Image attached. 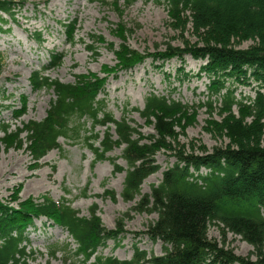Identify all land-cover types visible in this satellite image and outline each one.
Listing matches in <instances>:
<instances>
[{
  "label": "trees",
  "instance_id": "obj_1",
  "mask_svg": "<svg viewBox=\"0 0 264 264\" xmlns=\"http://www.w3.org/2000/svg\"><path fill=\"white\" fill-rule=\"evenodd\" d=\"M27 0H0V32L8 20L16 22ZM111 3L122 16L124 10L137 0H104ZM159 1V0H158ZM160 2V1H159ZM169 15L182 21V14L190 11L195 33L202 43L175 46L170 43L161 52L149 54L154 61L164 65L172 58L181 62L185 56L205 61L200 74L209 79L204 105L215 110L219 104L222 119L212 118L213 130L226 136L227 146H216L202 153L176 152L175 163L163 172L158 184L150 192L142 193L144 180L160 170L156 155L168 148L167 142L177 137L187 126L194 106L154 92L146 97L143 109L133 107L154 132L145 135L125 116L120 118L107 110L104 92L106 77L95 73L78 74L74 82L52 79L43 70L61 65L62 55L53 52L43 70H35L29 78L34 90L48 89L54 93L46 116L31 120L10 131L3 124V141L7 147H22L26 134L27 149L37 164L50 150L61 149L59 138L84 142L94 154L92 165L110 158L114 171H126L121 192L127 201L140 199L134 211L157 213L144 234L153 242L163 243L161 255L149 254L139 244L133 245L130 259L98 254L113 240L120 245L125 234V219L131 213L118 217L115 228H106L98 215V205L90 208V215H80L69 201L56 202L44 199L19 201L17 192L11 200L0 198V264H32L34 251L30 246V228L42 218L68 230L76 247L71 243L63 247L67 253L66 264H264V0H164ZM139 28V24H136ZM66 38L76 43L79 27L77 19L62 24ZM121 43L108 47L116 55L114 67L103 66L106 74L115 75L119 69L133 68L142 63L146 54L127 45L131 27L123 21L113 29ZM43 30L31 33L34 41L44 42ZM253 43L238 47L242 41ZM102 35L90 34L88 50L98 56ZM5 57L0 51V76ZM116 76V75H115ZM199 76V75H198ZM200 77V76H199ZM254 85L255 96H238L240 85ZM21 104H27L26 99ZM237 108L238 112H235ZM19 118L25 110L13 109ZM91 120L92 128L86 127ZM97 125L105 126L101 137ZM115 146H123L121 157L127 168L107 155ZM106 193L115 194L112 190ZM13 202H16V206ZM217 225L223 232L239 236L254 248L256 259L242 257L209 237V227ZM60 251L56 244L50 246V256Z\"/></svg>",
  "mask_w": 264,
  "mask_h": 264
},
{
  "label": "rangeland",
  "instance_id": "obj_2",
  "mask_svg": "<svg viewBox=\"0 0 264 264\" xmlns=\"http://www.w3.org/2000/svg\"><path fill=\"white\" fill-rule=\"evenodd\" d=\"M159 1L137 0L121 16L114 5L104 0H27L16 22H11L8 15L4 16L8 20L3 25L6 31L0 32V51L5 57L0 76V198L9 201L17 192L18 202L31 199L38 203L45 198L59 202L65 199L84 216H89L90 208L97 204L98 214L106 228H115L118 217L130 212L131 218L125 219L126 232L121 237L120 245L113 240L108 241L106 247L99 248L98 254L103 256L130 259L135 243L149 254L163 253V243L153 242L144 234L149 223L157 219V213L134 211L133 207L140 196L127 201L121 195L126 171L115 172L110 158L99 160L93 166L94 154L84 142L63 137L59 139L61 149L50 150L34 166L27 149L26 134L21 136L24 142L22 147H7L3 141L2 125H11L10 131H14L23 123L46 116L54 93L48 89L34 90L29 78L35 70H42L55 52L62 55L61 65L43 70L44 74L62 82H74L78 74L95 73L106 77L105 90L99 97L106 99L107 110L117 118L127 117L145 135L153 133L154 128L132 108L143 109L150 92L194 106L187 126L178 131L175 139L167 142L168 148L157 153L156 159L161 168L144 180L142 193L150 192L152 184L161 181L163 172L175 163L177 151L198 154L211 151L216 146H227L228 138L215 132L211 124L212 118L222 119L219 104H215L213 113H210L211 108L204 105L209 79L200 74V68L205 61L187 55L183 62L172 58L161 65L160 61H154L149 55L161 52L167 43L180 47L202 43L195 33L190 11L182 14V21H177L170 17L164 0ZM72 19H77L79 27L76 43L67 40L62 28L63 23ZM120 21L133 30L128 36L127 45L147 57L133 68L119 69L115 76L106 74L102 68L117 64L116 55L108 44L114 43L115 49L119 47L121 39L113 29ZM137 23L139 28L136 27ZM41 29L45 41L39 44L30 33ZM90 34L105 38L104 43L97 44L98 56H93L87 48ZM252 43L251 40H244L241 45H235L246 48ZM253 87L240 85L238 96L254 98ZM23 98L27 102L25 106L21 104ZM14 108L25 110V113L16 118V114L12 113ZM235 112H238L237 108ZM85 123L87 128H92L91 120ZM105 129L102 125L95 127L101 137ZM122 149L123 146H115L107 155L127 168L121 157ZM106 190H112L115 195L106 193ZM13 203L16 206V202ZM29 234V249L35 253L32 264H66L67 253L63 247L68 243L72 244L71 248L76 247L68 230L45 218L37 220ZM208 234L218 243L225 239L226 246L236 254L256 259L253 246L239 236L223 232L214 224L210 225ZM53 244L60 247L55 257H51L49 252Z\"/></svg>",
  "mask_w": 264,
  "mask_h": 264
}]
</instances>
